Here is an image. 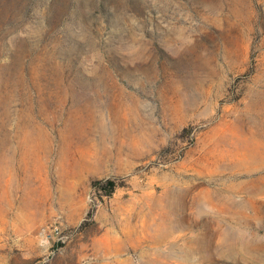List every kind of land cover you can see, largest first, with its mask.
Wrapping results in <instances>:
<instances>
[{"label":"rangeland","instance_id":"1","mask_svg":"<svg viewBox=\"0 0 264 264\" xmlns=\"http://www.w3.org/2000/svg\"><path fill=\"white\" fill-rule=\"evenodd\" d=\"M0 264H264V0H0Z\"/></svg>","mask_w":264,"mask_h":264}]
</instances>
